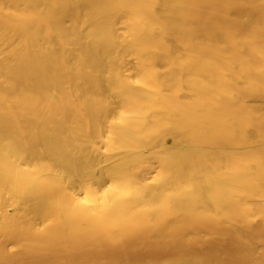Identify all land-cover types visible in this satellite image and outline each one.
Returning <instances> with one entry per match:
<instances>
[{
	"label": "bare ground",
	"instance_id": "bare-ground-1",
	"mask_svg": "<svg viewBox=\"0 0 264 264\" xmlns=\"http://www.w3.org/2000/svg\"><path fill=\"white\" fill-rule=\"evenodd\" d=\"M0 264H264V0H0Z\"/></svg>",
	"mask_w": 264,
	"mask_h": 264
},
{
	"label": "rangeland",
	"instance_id": "rangeland-1",
	"mask_svg": "<svg viewBox=\"0 0 264 264\" xmlns=\"http://www.w3.org/2000/svg\"><path fill=\"white\" fill-rule=\"evenodd\" d=\"M216 247L219 249L220 248V244H216ZM149 249V250H147ZM153 248L150 246L146 247V248H138V247H133L131 249H127L124 250L118 246H108V247H103L99 250L93 251L92 255L98 257L100 260H102L105 263H110L112 261H124V260H139L143 257L146 256H152L153 254H157L159 256H162L164 254H166V252H161V253H156L153 251H151ZM154 255V256H157ZM61 259L65 260L68 258L67 254H61Z\"/></svg>",
	"mask_w": 264,
	"mask_h": 264
}]
</instances>
